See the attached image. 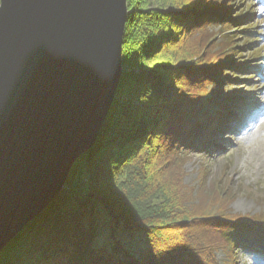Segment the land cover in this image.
Listing matches in <instances>:
<instances>
[{"label": "trees", "instance_id": "1", "mask_svg": "<svg viewBox=\"0 0 264 264\" xmlns=\"http://www.w3.org/2000/svg\"><path fill=\"white\" fill-rule=\"evenodd\" d=\"M231 1L127 0L123 75L99 139L0 264H218L220 250L229 264L250 262L240 239L264 241L260 219L231 214L235 194L227 183L206 182L207 173L195 194L183 170L191 150H211L213 126L212 134L231 129L230 118L255 110L236 95L225 113L214 110L207 95L233 88L231 72L260 69L264 60L262 53L243 66L239 38L216 45L212 26L249 18L235 17ZM121 232L142 237L144 247L132 253Z\"/></svg>", "mask_w": 264, "mask_h": 264}, {"label": "water", "instance_id": "2", "mask_svg": "<svg viewBox=\"0 0 264 264\" xmlns=\"http://www.w3.org/2000/svg\"><path fill=\"white\" fill-rule=\"evenodd\" d=\"M128 15L127 0H1L0 254L97 143Z\"/></svg>", "mask_w": 264, "mask_h": 264}, {"label": "rangeland", "instance_id": "3", "mask_svg": "<svg viewBox=\"0 0 264 264\" xmlns=\"http://www.w3.org/2000/svg\"><path fill=\"white\" fill-rule=\"evenodd\" d=\"M231 4L232 14H235V17L245 18V16H249V18L247 22L241 21L231 27L221 28L220 26H212L216 36L215 43L218 45L221 40L226 39L229 41L232 38H239L238 40H233V42H236L243 49L240 50V56H243L241 58L243 66H251L256 61L252 60V58H256L262 53L264 54V11H261V9H264V0H232ZM249 32L251 33L250 36L246 37ZM247 43L249 45L244 49L243 47ZM232 63H236V61L232 60ZM262 72L263 68L244 71L238 74L231 72L232 76H229V80L230 78L233 79V77L236 79L231 80L233 88L228 86L226 89L221 90V92H208L207 95L215 99L212 109L221 110L222 112L224 110L225 113L229 109L228 104H233L234 101L230 96L236 95L240 99H244L250 103L253 102L252 107L260 111V113L262 112V115L260 114L261 119L258 123L254 120L250 122L246 121L243 127L238 130L239 132L234 130L233 134L228 138L227 136L230 134L229 130H226L225 133L217 131L212 134L216 129L213 126L212 129L214 130L211 131L210 136L208 135L209 138L205 143L214 147L212 146L211 150H204L202 147L199 148L200 150H191L183 170L186 173L185 181L191 187H194L193 192L195 194L201 188L200 180L204 173H207L206 182L220 181L222 186L227 183L235 194L230 203L227 204L229 212L231 214L249 215L259 218L258 226L262 227V229L258 227L256 230L258 234H261L262 231V235H264V164L260 162L264 161V149L258 155L256 154V157H253L250 155L252 144L249 142L250 137L255 138L258 136L264 143V75L262 76L264 73ZM225 74L230 75V71L227 69ZM220 88H224L223 84L220 85ZM255 110L251 112L247 111L241 117H256L257 111ZM250 114L256 115L251 116ZM195 120H197V117L192 116L190 118L191 122H195ZM233 120L231 118V122ZM260 128L263 131L257 134L256 132ZM220 138H227L228 141L225 140V145L222 141L223 139L220 140ZM194 143L196 144L197 141ZM197 202H199V199ZM231 233L237 234V231L233 229ZM235 237L237 240L239 239V236ZM118 238L132 253H138L144 247L142 237H130L121 232ZM240 241V246L245 249H264V241L256 238L247 236L241 238ZM215 255L218 264H229L228 255L225 251H217ZM237 256L238 259L241 258L242 253L239 252ZM241 264H264V259L259 263L251 261Z\"/></svg>", "mask_w": 264, "mask_h": 264}, {"label": "bare ground", "instance_id": "4", "mask_svg": "<svg viewBox=\"0 0 264 264\" xmlns=\"http://www.w3.org/2000/svg\"><path fill=\"white\" fill-rule=\"evenodd\" d=\"M261 131H263L262 128L258 129L256 133L258 134V133H260ZM256 136H257V135H256ZM249 142L252 144V148L250 149V155H251V156L256 157V154L258 155L259 152L263 151V149H264V143H263L262 140L259 139L258 136L255 137V138L250 137V138H249ZM95 145H96V144H95ZM92 148H93V147H92ZM86 153H87V152H86ZM86 153H85V154H86ZM82 156H83V155H82ZM82 156H81V157H82ZM263 156H264V155H263ZM81 157H80V158H81ZM78 161H79V160H78ZM260 162H261L262 164H264V163H263L264 161H263V162L260 161ZM56 199H57V198H56ZM56 199H55V200H56ZM55 200H54V201H55ZM54 201H53V202H54ZM36 218H37V217H36ZM24 229H25V228H24ZM20 233H21V232H20ZM15 238H16V237H15ZM15 238H14V239H15Z\"/></svg>", "mask_w": 264, "mask_h": 264}, {"label": "snow or ice", "instance_id": "5", "mask_svg": "<svg viewBox=\"0 0 264 264\" xmlns=\"http://www.w3.org/2000/svg\"><path fill=\"white\" fill-rule=\"evenodd\" d=\"M261 11H264V9H261Z\"/></svg>", "mask_w": 264, "mask_h": 264}]
</instances>
